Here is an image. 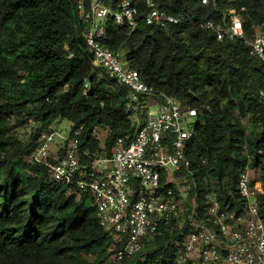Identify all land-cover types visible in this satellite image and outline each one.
<instances>
[{
    "label": "trees",
    "instance_id": "trees-1",
    "mask_svg": "<svg viewBox=\"0 0 264 264\" xmlns=\"http://www.w3.org/2000/svg\"><path fill=\"white\" fill-rule=\"evenodd\" d=\"M122 1L104 4L115 10ZM132 1L140 6L137 27L110 19L102 42L125 53L156 98L171 95L197 109L191 164L177 174L188 198L196 197V219H207L212 191L223 208L244 205L237 184L248 166L257 174L252 184L264 218V63L244 39L219 40L199 27L235 8L253 39L264 30V0H155L187 15L166 30L144 22L145 0ZM85 28L77 0H0V264H107L121 247L100 225L90 192L53 181L47 167L29 159L58 119L84 126L81 144L90 152L101 145L96 125L108 131L106 151L135 133L129 88L94 64ZM191 231L189 221H174L118 264H178Z\"/></svg>",
    "mask_w": 264,
    "mask_h": 264
},
{
    "label": "built area",
    "instance_id": "built-area-1",
    "mask_svg": "<svg viewBox=\"0 0 264 264\" xmlns=\"http://www.w3.org/2000/svg\"><path fill=\"white\" fill-rule=\"evenodd\" d=\"M77 2L94 64L129 88L127 111L133 113L136 130L132 136H119L106 151L108 131L96 125L93 136L101 145L90 152L82 148L83 125H70L68 130L50 126L29 159L47 167L53 181L76 185L82 192L92 194L100 225L113 235L115 244H121L114 254L118 260L141 251L147 240L161 235L174 221L180 225L189 221L193 231L184 238L177 255L178 264H264L260 190L252 184L249 166L237 184V192L245 200L243 206L234 210L223 208L212 191L207 195V219H196L195 196L187 217L183 218L186 201L179 185L184 180L177 174L191 164L187 149L196 132L198 111L171 95L156 98L154 88L143 80L140 72L125 65L122 53L114 52L102 42L105 24L110 19L132 30L137 27L138 1L123 0L115 10L105 5L104 0H91L89 10L85 0ZM202 2L207 4L209 0ZM145 3L143 20L153 27L166 30L172 24H183L187 18L184 13L172 14L161 9L155 0ZM199 27L213 32L219 40L244 39L250 53L264 63V30L248 39L239 10L230 9L221 21L200 20Z\"/></svg>",
    "mask_w": 264,
    "mask_h": 264
},
{
    "label": "rangeland",
    "instance_id": "rangeland-1",
    "mask_svg": "<svg viewBox=\"0 0 264 264\" xmlns=\"http://www.w3.org/2000/svg\"><path fill=\"white\" fill-rule=\"evenodd\" d=\"M125 53L124 52H122V56L124 57V59H125V55H124ZM125 65H130L129 64V62H128V60H126L125 59ZM152 109L154 110L155 109V105L154 106H152ZM196 119V118H195ZM195 119H192V120H195ZM70 123L68 122V120H66V119H58V120H56L52 125H51V127H60V128H62L63 130H68L69 129V127H70ZM253 177L255 178V177H257V174L253 171ZM179 188H181V189H183L184 191H182L181 193H182V197H183V199L186 201V209H185V215H184V217L183 218H186L187 217V210H188V203H191V200L188 198V192H187V186L186 185H182V184H180L179 185ZM182 218V219H183ZM118 262H119V260L117 259V258H115L114 256H112L110 259H109V261H108V263L107 264H118Z\"/></svg>",
    "mask_w": 264,
    "mask_h": 264
},
{
    "label": "crops",
    "instance_id": "crops-1",
    "mask_svg": "<svg viewBox=\"0 0 264 264\" xmlns=\"http://www.w3.org/2000/svg\"><path fill=\"white\" fill-rule=\"evenodd\" d=\"M251 171H252V175H253V171H254V170H251Z\"/></svg>",
    "mask_w": 264,
    "mask_h": 264
}]
</instances>
